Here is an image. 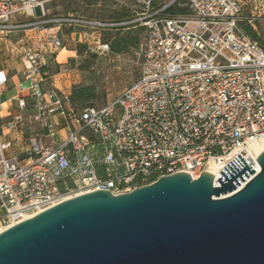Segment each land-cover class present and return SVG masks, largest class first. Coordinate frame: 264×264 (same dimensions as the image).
<instances>
[{"label": "built area", "instance_id": "1", "mask_svg": "<svg viewBox=\"0 0 264 264\" xmlns=\"http://www.w3.org/2000/svg\"><path fill=\"white\" fill-rule=\"evenodd\" d=\"M127 1L134 18L125 24L145 29L139 77L111 103L78 111L47 71L63 48L58 33L119 25L44 19L52 0H0V41L22 66L16 112L0 125V233L80 195L128 194L175 173L195 180L208 163L223 171L238 155L254 171L249 181L260 172L249 145L264 140V51L239 27L241 1L184 0L188 13L173 17L164 11L175 0L158 9ZM83 47L111 54L99 38ZM7 85L0 69V94Z\"/></svg>", "mask_w": 264, "mask_h": 264}, {"label": "water", "instance_id": "2", "mask_svg": "<svg viewBox=\"0 0 264 264\" xmlns=\"http://www.w3.org/2000/svg\"><path fill=\"white\" fill-rule=\"evenodd\" d=\"M260 172L238 155L214 179L175 173L68 199L0 233V264H264Z\"/></svg>", "mask_w": 264, "mask_h": 264}, {"label": "rangeland", "instance_id": "3", "mask_svg": "<svg viewBox=\"0 0 264 264\" xmlns=\"http://www.w3.org/2000/svg\"><path fill=\"white\" fill-rule=\"evenodd\" d=\"M240 1L242 4V17L251 18L254 31L264 41V0ZM115 4V0H52L50 4L45 6V14L49 19H61L73 15L88 20L112 23L115 9H117L114 8ZM82 31V29H76L75 40L78 39V35ZM63 34L65 35V32ZM17 35L8 36L7 40L13 42L15 37H18ZM100 36L101 40H104L103 32ZM62 44L66 45L68 43L62 40ZM67 56L62 53L60 58ZM71 60H73V63H71ZM71 60L68 59L66 66L78 73L81 81L80 85L94 87L97 95V100L94 102L96 107H103L114 101L127 86L139 77L140 56L138 48L129 49L119 56L111 52L109 56L95 58H90V55L85 54L78 56L76 53V57L71 58ZM55 68L52 67V72L55 71Z\"/></svg>", "mask_w": 264, "mask_h": 264}, {"label": "crops", "instance_id": "4", "mask_svg": "<svg viewBox=\"0 0 264 264\" xmlns=\"http://www.w3.org/2000/svg\"><path fill=\"white\" fill-rule=\"evenodd\" d=\"M115 2L116 4L114 8L119 9L121 7H125L133 15L132 18H134V10H133V5L131 2L127 0H115ZM15 19H37V18L36 17H30V18L16 17ZM44 19H49V18L45 16ZM128 22H121V23L101 22L105 24L119 25V26H114L112 28L102 29V30L83 29L81 27H74V28L64 27V29H61V31L58 33V37L61 39V41L64 40L68 44L66 45L62 44L63 48L61 51L58 52L57 57L54 61L50 60L47 57V71L52 75L51 81L53 82L54 86L60 91H63L70 95L72 88L74 86L80 85L81 81H80L79 75L77 72L73 71L70 77H62L61 75L57 74L59 71L58 67L66 66L68 59L71 60V58L76 57L77 45L83 46L84 41L86 40L89 41L91 38H99L101 40L100 34L103 31H112L115 28L127 27L130 25H136L137 27L143 28L139 24H125ZM135 27L131 29L134 30ZM77 28L82 29L83 31L78 35V39L75 40V37H76L75 31ZM127 30L129 29H126V31ZM64 32H65V35L63 34ZM144 35H145V29L143 33L139 34L140 41L143 40ZM140 44H139V47H140ZM62 53H65L68 56L60 58ZM57 64H58V67H56ZM52 67H56L54 72H52ZM0 69H3L8 75V85L6 89L0 94V102L2 103V110L0 111V125H4L11 119V117L16 112L14 98L17 96L19 85L22 81V76H21L22 66L18 58L11 57L9 55L8 45L5 40L0 41ZM28 115H29L28 112L23 113L24 117H27Z\"/></svg>", "mask_w": 264, "mask_h": 264}, {"label": "trees", "instance_id": "5", "mask_svg": "<svg viewBox=\"0 0 264 264\" xmlns=\"http://www.w3.org/2000/svg\"><path fill=\"white\" fill-rule=\"evenodd\" d=\"M172 0H154V7L156 9L164 7L166 4L170 3ZM185 3L183 0H175L170 6H168L164 14L169 17L186 15L188 9L184 7ZM132 14L125 7L115 9L114 18L111 22H128L132 20ZM251 18L242 17L239 23L242 31L246 36H248L253 42H256L264 51V41L258 36L256 31H254L252 25H250ZM136 25H130L127 27H118L112 31H103L104 43L110 46V51L114 55H122L126 53L129 49L139 48L140 37L139 34L144 32V28L135 27ZM135 27L134 30L131 28ZM126 29H129L126 31ZM112 34V35H111ZM109 42V43H108ZM76 53L78 56L85 54V49L83 46L78 45ZM86 55V54H85ZM90 58H95L90 55ZM73 63V60H71ZM83 68V67H81ZM97 100V95L94 87L90 86H74L70 93V103L78 111L86 107H96L94 102Z\"/></svg>", "mask_w": 264, "mask_h": 264}, {"label": "bare ground", "instance_id": "6", "mask_svg": "<svg viewBox=\"0 0 264 264\" xmlns=\"http://www.w3.org/2000/svg\"><path fill=\"white\" fill-rule=\"evenodd\" d=\"M263 150H264V140L256 141V142H254V143H252V144L249 145V156H250L253 160L256 161V157H257V156H258ZM248 160H249V158H248ZM249 164L252 165V163H250V162H249ZM256 166H257V167H256ZM256 166H255V172H258L260 167H259L258 165H256ZM205 171H206L207 173H209L210 175H212V176L214 177L215 180L221 177V176L219 175V174L222 172L220 166H219V165H216V164H214V163H212V162H210V163H208V164L206 165ZM250 177H252V176H250ZM250 177H249V178H250ZM249 178H247L242 184H240V185L237 187V189L239 190L240 188H242V187L245 185V183H246L247 181H249Z\"/></svg>", "mask_w": 264, "mask_h": 264}]
</instances>
